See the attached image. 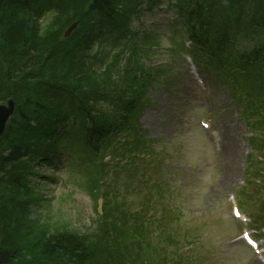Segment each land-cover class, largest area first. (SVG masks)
Returning <instances> with one entry per match:
<instances>
[{
  "label": "trees",
  "instance_id": "1",
  "mask_svg": "<svg viewBox=\"0 0 264 264\" xmlns=\"http://www.w3.org/2000/svg\"><path fill=\"white\" fill-rule=\"evenodd\" d=\"M143 4L172 10L184 38L166 47L153 44L151 30L134 33L131 22ZM185 39L230 82L259 133L251 144L264 150V0H0V104L16 103L0 138V264H182L174 244L184 233L182 216L171 197L160 192L155 202L122 211L126 171L112 175L105 156L121 155L123 134H134V143L121 146L155 150L139 134V117L146 86L155 72L171 71L172 60L154 62L150 53L165 49L177 57ZM60 152L73 167L85 164L87 187L102 195L95 221L101 235L38 230L28 219L39 199L30 188L32 163L42 157L55 164Z\"/></svg>",
  "mask_w": 264,
  "mask_h": 264
},
{
  "label": "rangeland",
  "instance_id": "2",
  "mask_svg": "<svg viewBox=\"0 0 264 264\" xmlns=\"http://www.w3.org/2000/svg\"><path fill=\"white\" fill-rule=\"evenodd\" d=\"M172 15L164 6L149 9L143 4L131 22V29L134 33L150 29L158 36L153 44L167 47L171 39L178 38L177 30L171 26L176 22ZM48 20L46 17L43 24L47 25ZM153 49L150 53L155 55L153 61L158 58L163 61L164 57L173 60L172 72L166 70L162 77L155 72L153 84L146 86V104L140 117L146 139L154 142V156L159 159L153 157L156 162L142 165L140 179L132 187L128 185V182L135 183L130 181L134 179L131 175L129 181L123 180L122 207L146 206L153 195L171 193V197L177 198L173 199L178 207L175 213L185 215L196 240L204 236L197 241V253L202 259L199 264H260L252 251L236 238L241 225L229 201L232 202V194L242 193L247 210L260 218L257 228L264 226V215L259 214L264 207V174L260 171L264 166L250 164L264 150L253 152L251 130L234 104L230 82L222 74L219 79L218 73L194 55L208 86L203 91L192 79L183 53L176 57L164 48ZM124 63L123 57L120 65ZM247 78H242L243 83ZM202 119L207 121L204 128L200 124ZM260 145L264 146V140ZM120 150L125 152L123 146ZM170 160L175 163L167 166ZM66 162L64 152L57 155L55 164L36 157L30 188L34 199H39L29 210L28 219L38 230L48 226L51 230L69 229L91 235L100 232L101 235L103 229L95 228V209L101 208L102 195L90 194L91 188L87 189L89 177L84 163L77 165L74 161L73 167L66 166ZM110 180L109 177L107 182ZM245 180L249 182L247 187L242 186ZM166 181L178 186V190L164 189ZM111 187L117 189L113 183ZM130 187L136 190L134 194ZM98 189L103 191L104 185L98 183ZM185 242L182 234L176 246Z\"/></svg>",
  "mask_w": 264,
  "mask_h": 264
},
{
  "label": "water",
  "instance_id": "3",
  "mask_svg": "<svg viewBox=\"0 0 264 264\" xmlns=\"http://www.w3.org/2000/svg\"><path fill=\"white\" fill-rule=\"evenodd\" d=\"M77 22L72 24L65 33V37H69L75 30ZM16 103L14 98H9L5 103L0 104V138L6 131L7 125L15 111Z\"/></svg>",
  "mask_w": 264,
  "mask_h": 264
}]
</instances>
